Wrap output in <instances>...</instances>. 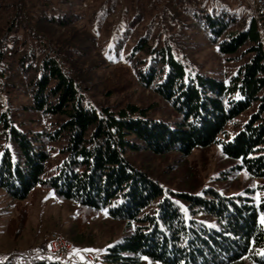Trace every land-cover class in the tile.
<instances>
[{
    "label": "trees",
    "instance_id": "16d2710c",
    "mask_svg": "<svg viewBox=\"0 0 264 264\" xmlns=\"http://www.w3.org/2000/svg\"><path fill=\"white\" fill-rule=\"evenodd\" d=\"M56 2L0 0V187L16 199L45 191L75 201L81 225L102 210L124 221L131 230L106 249L105 264H264L257 255L264 248V196L255 203L213 187L172 191L127 158L143 149L188 154L218 143L233 169L264 179V35L253 13L240 20L214 8L200 16L206 39L238 63L226 78L183 61L188 36L176 15L194 13L195 5L178 10L167 0L181 39L140 35L125 56L129 64L96 80L92 73L108 64L100 50L91 57L92 32L82 26L65 34V43L52 38L55 28L76 23ZM132 75L171 107L174 120L130 100ZM97 83L104 99H119L100 102ZM20 92L29 102L19 106ZM0 264L64 263L28 255Z\"/></svg>",
    "mask_w": 264,
    "mask_h": 264
},
{
    "label": "rangeland",
    "instance_id": "374dc122",
    "mask_svg": "<svg viewBox=\"0 0 264 264\" xmlns=\"http://www.w3.org/2000/svg\"><path fill=\"white\" fill-rule=\"evenodd\" d=\"M62 1L66 0H59L54 5L65 14L67 20H75L76 23L55 28L56 37L52 38L65 43L63 36L77 27L81 29L82 26L92 32L94 41L90 55L93 57L100 50L108 64L105 67L100 65L92 73L96 80L99 77L102 80L111 77L115 64H129L125 56L138 36L161 31L169 36L173 43L182 37L175 33L178 26L176 22L172 24L171 7L167 0H68V4H62ZM194 2L196 13L188 10L186 14L176 15V18L185 23L188 36L183 61L192 69L197 68L214 77L226 78L238 63L221 55L206 39L199 29L200 16L215 8L217 11L234 13L241 20L251 12L245 0ZM126 8L130 12L127 13ZM134 8L139 9L137 11L140 17L133 20L132 26L130 18L132 11L136 10ZM132 78L133 84L128 91L131 101L155 107L153 112L157 117L175 119L173 110L160 96L138 84L134 75ZM95 89L93 94L100 102L119 99L116 94L104 99L100 94V83L96 84ZM28 102V96L22 92L17 94L16 104L20 106ZM25 117L27 118V115ZM244 117L245 115L238 117L236 123L241 122ZM238 125L228 124L226 129L232 132ZM127 158L134 167L156 180L163 188L172 191L194 193L206 187H213L222 194L249 196L255 203L258 202L257 193L264 194V179L252 177L243 169H233L234 162L223 154L218 143L196 147L188 154L179 151L156 154L143 149L129 152ZM253 184L255 187L251 186ZM263 196L261 195L259 200ZM76 208L75 201L59 198L54 193L38 191L23 199H16L0 187V261L43 247V238L51 234L58 235L62 242H69L72 249H107L106 246L118 242L131 230L126 227L124 221L110 217L107 211L105 213L103 210L92 215L87 223L81 225L76 218ZM106 251L86 253L92 256L95 264H105L103 255ZM143 262L152 264L147 260ZM245 264L251 263L245 260Z\"/></svg>",
    "mask_w": 264,
    "mask_h": 264
},
{
    "label": "built area",
    "instance_id": "2783aa9c",
    "mask_svg": "<svg viewBox=\"0 0 264 264\" xmlns=\"http://www.w3.org/2000/svg\"><path fill=\"white\" fill-rule=\"evenodd\" d=\"M171 2L174 6H177V0H171ZM193 3H195L194 0ZM245 4L253 13V15L257 16L259 30L262 31V34L264 35V8L262 7L260 0H245ZM41 243L43 247H39L36 250L20 254L17 258L20 260H25V257L28 255L40 257H59L64 261H74V264H85V262L80 260L75 254L69 255V253L72 251V247H70L69 243L62 242L58 235H47V237L43 238ZM81 255H83L85 260L90 262V264H95V260L88 253L81 252Z\"/></svg>",
    "mask_w": 264,
    "mask_h": 264
},
{
    "label": "snow or ice",
    "instance_id": "6c2138e0",
    "mask_svg": "<svg viewBox=\"0 0 264 264\" xmlns=\"http://www.w3.org/2000/svg\"><path fill=\"white\" fill-rule=\"evenodd\" d=\"M234 75H235V73H234ZM246 175H247V173H246ZM251 186L255 187V184H253ZM261 195H264V194L257 193V196H256L257 201H259V198ZM175 203L180 207V209L182 211H184L186 213L187 209L185 208V206L183 204L180 203V201H176ZM103 211H105V213H106V210H103ZM258 221H259L260 225L262 227H264V212H261L259 214ZM106 247H110V246H106ZM95 251L104 252V251H106V248H101V249H88V248H86L83 250L73 248L71 253H69V255L75 254L76 256L79 257L80 260L84 261L85 264H90V262L86 261L85 257L83 255H81V252H95ZM257 255H264V248L260 249V251L257 253ZM142 258L147 259V257H142ZM40 259H43V257H40ZM49 259H59V257H49ZM181 264H182V262H181Z\"/></svg>",
    "mask_w": 264,
    "mask_h": 264
},
{
    "label": "bare ground",
    "instance_id": "6f19581e",
    "mask_svg": "<svg viewBox=\"0 0 264 264\" xmlns=\"http://www.w3.org/2000/svg\"><path fill=\"white\" fill-rule=\"evenodd\" d=\"M260 3L262 4V7L264 8V0H260ZM193 1L192 0H177V6H175L178 10H181L183 7L185 8L186 6H193ZM180 8V9H179ZM255 16V15H254ZM257 20V16H255ZM262 32V31H261ZM47 237V236H46ZM69 243V242H66ZM70 244V243H69ZM71 246V245H70ZM53 261H57L60 263L64 264H74V261H64L62 258L59 259H51Z\"/></svg>",
    "mask_w": 264,
    "mask_h": 264
}]
</instances>
